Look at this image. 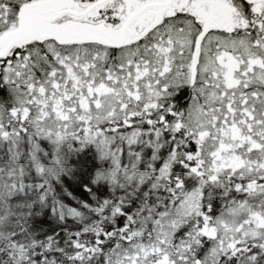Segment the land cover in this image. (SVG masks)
<instances>
[{"label":"snow or ice","instance_id":"snow-or-ice-1","mask_svg":"<svg viewBox=\"0 0 264 264\" xmlns=\"http://www.w3.org/2000/svg\"><path fill=\"white\" fill-rule=\"evenodd\" d=\"M0 264H264V0H0Z\"/></svg>","mask_w":264,"mask_h":264}]
</instances>
